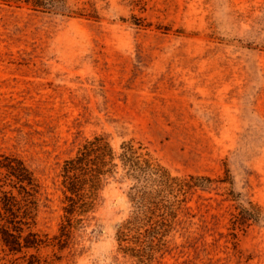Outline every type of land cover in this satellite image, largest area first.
<instances>
[{
    "label": "rangeland",
    "instance_id": "rangeland-1",
    "mask_svg": "<svg viewBox=\"0 0 264 264\" xmlns=\"http://www.w3.org/2000/svg\"><path fill=\"white\" fill-rule=\"evenodd\" d=\"M69 7L84 16L0 3V156L33 173L30 229L45 242L20 254L0 244V264H138L115 237L128 182L111 180L70 228L63 211L62 165L95 136L115 152L131 142L173 177L213 180L187 192L178 232L151 264H264V0ZM241 209L259 218L239 219Z\"/></svg>",
    "mask_w": 264,
    "mask_h": 264
},
{
    "label": "trees",
    "instance_id": "trees-1",
    "mask_svg": "<svg viewBox=\"0 0 264 264\" xmlns=\"http://www.w3.org/2000/svg\"><path fill=\"white\" fill-rule=\"evenodd\" d=\"M0 3L24 5L33 12L64 18L84 16L81 10L69 7V0H0ZM89 17L97 18L95 14ZM60 177L69 228L75 216L88 219L94 214L101 192L111 180L130 184L127 198L131 211L116 228L115 237L119 251L136 259L138 264H151L154 254L165 246L166 238L178 232L177 226L182 223L179 214L186 205L187 192L211 190L213 185V180L207 177H173L129 141L115 152L103 136L86 140L72 158L64 161ZM37 195L38 184L29 168L17 158L0 156V244L9 253L35 250L45 243L30 229L38 208ZM259 215L241 209L238 218L257 220ZM189 219L186 222L194 225Z\"/></svg>",
    "mask_w": 264,
    "mask_h": 264
}]
</instances>
